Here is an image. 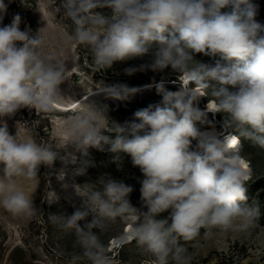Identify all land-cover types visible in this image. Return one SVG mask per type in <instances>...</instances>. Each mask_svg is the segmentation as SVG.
Returning a JSON list of instances; mask_svg holds the SVG:
<instances>
[{
    "label": "clouds",
    "instance_id": "obj_1",
    "mask_svg": "<svg viewBox=\"0 0 264 264\" xmlns=\"http://www.w3.org/2000/svg\"><path fill=\"white\" fill-rule=\"evenodd\" d=\"M60 7L71 27L66 42L88 49L97 71L148 57L125 73L170 67L179 74L180 89L166 92L163 82L156 85L163 106L138 110L135 120L122 125L110 124L103 109L83 101L86 107L64 125L59 150L38 142L23 123L10 134L4 118L18 110L52 114L61 102L76 100L61 88L71 82V65L45 52V27L35 34L21 30L15 15L0 26V209L32 219L37 208L27 183L39 179L41 166L51 169L60 160L65 167L57 179L64 181L67 166L77 163L69 148L86 156L89 148L107 144L140 168L142 208L131 204L133 187L123 181L73 182L82 206L71 215L49 217L75 235L79 252L66 264H117L104 237L120 221L125 227L116 233L117 244L135 241L148 264H192L186 245L199 247L202 230L208 238L251 235L260 228L259 207L244 203L253 169L241 152L242 138L264 149V24L256 19L258 6L252 0H60ZM7 8L0 0V23ZM197 54L214 63L197 60ZM136 91L101 83L87 96L124 100ZM204 96L209 102L201 109ZM209 112L224 114L223 126L232 131L200 130L197 122L206 123ZM84 174L83 167L71 170L73 177Z\"/></svg>",
    "mask_w": 264,
    "mask_h": 264
},
{
    "label": "rangeland",
    "instance_id": "obj_2",
    "mask_svg": "<svg viewBox=\"0 0 264 264\" xmlns=\"http://www.w3.org/2000/svg\"><path fill=\"white\" fill-rule=\"evenodd\" d=\"M4 2L8 8L0 26L10 24L13 17L19 14L21 30L30 29L32 34H35L45 27L41 33L46 40L45 52L59 56L71 65L69 73L72 77L71 82H66L61 88L67 95L76 99H68L56 105L65 111L55 107L52 114L36 113L35 109L28 108L18 110L14 116L4 118L10 134L15 135L17 123H23L35 131L38 142L49 143L59 150L63 148L65 139L64 125L74 112L86 107L83 101L103 109L110 124L122 125L126 121L135 120L134 113L138 110L149 106L154 110L157 105L163 106V93L151 85L163 82L166 92H176L180 89L179 74L173 72L170 67L163 72L146 70L137 71L132 75L125 73L126 68L138 67L148 62V57L116 62L110 69L97 71L88 49L66 42L71 27L63 15L60 0H4ZM252 2L258 6L256 19L264 24V0ZM196 59L204 63H214L212 57L202 54H197ZM215 59L220 57L217 56ZM101 83L109 86L123 84L138 91L124 100L109 98L102 93L84 99L87 93L95 91V87ZM148 84L150 87L142 88ZM208 101V96L201 97L199 107L204 109ZM74 104L76 107L68 110ZM216 115V119L214 114H211L207 116L206 123L197 122L196 126L203 130L216 124L220 132L223 128L221 129L219 122L223 125L224 114ZM228 131L231 132L232 129ZM104 134L115 137V133ZM109 148L110 145L107 144L103 145V150L89 148L86 156L69 148L67 151L77 157V163L67 166L69 171L64 181L57 179L58 171L65 167L60 160H57L51 169L41 166L39 179L27 183L37 208V213L32 219H17L0 209V264H66L69 256L79 252L75 245L74 233L64 231L49 218L51 214L71 215L82 206L83 198L76 194L72 187L73 182L78 185H99L102 179L123 181L133 187V192L129 196L131 204L138 209L142 208L140 181L144 177L140 168L134 166L129 154L113 153ZM241 152L253 169L252 180L246 185L248 199L244 203L259 207L261 227L251 235L213 234L208 238L203 236L202 230L198 241L199 247H192L195 242H188L186 245L193 253L192 264H228L229 261L236 264H264V149L242 138ZM65 154V151L61 150V155ZM75 167H83L85 174L73 177L71 170ZM64 184L69 186L65 188ZM91 218L89 216L87 219L90 221ZM83 223L82 221L81 224ZM124 227V222L120 221L104 237L117 264H148V259L140 254L135 241L124 245L117 244L116 233ZM61 251L64 252V256L58 255Z\"/></svg>",
    "mask_w": 264,
    "mask_h": 264
},
{
    "label": "bare ground",
    "instance_id": "obj_3",
    "mask_svg": "<svg viewBox=\"0 0 264 264\" xmlns=\"http://www.w3.org/2000/svg\"><path fill=\"white\" fill-rule=\"evenodd\" d=\"M160 84V83H159ZM148 85H150V84H148ZM147 86V85H146ZM203 98V97H202ZM209 102V101H208ZM64 108V107H63ZM60 109V108H59ZM69 110V109H68ZM217 114V113H216ZM215 128V130L217 131V132H219V130H218V127H217V125L216 124H214L213 126H210V127H207V128H204L203 130H211L212 128ZM202 130V131H203ZM227 133H229V131L227 132ZM226 134V133H225Z\"/></svg>",
    "mask_w": 264,
    "mask_h": 264
},
{
    "label": "trees",
    "instance_id": "obj_4",
    "mask_svg": "<svg viewBox=\"0 0 264 264\" xmlns=\"http://www.w3.org/2000/svg\"><path fill=\"white\" fill-rule=\"evenodd\" d=\"M158 82V81H157ZM167 85H169V84H167ZM211 114L210 113H208V116H210ZM209 121V120H208ZM228 264H236V263H234V262H228Z\"/></svg>",
    "mask_w": 264,
    "mask_h": 264
},
{
    "label": "snow or ice",
    "instance_id": "obj_5",
    "mask_svg": "<svg viewBox=\"0 0 264 264\" xmlns=\"http://www.w3.org/2000/svg\"><path fill=\"white\" fill-rule=\"evenodd\" d=\"M232 143H233V144H235V143H236V141H235V140H233V141H232Z\"/></svg>",
    "mask_w": 264,
    "mask_h": 264
}]
</instances>
